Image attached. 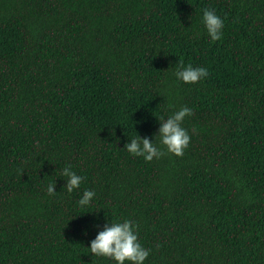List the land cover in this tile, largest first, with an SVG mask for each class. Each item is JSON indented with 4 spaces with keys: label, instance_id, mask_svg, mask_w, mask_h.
Returning <instances> with one entry per match:
<instances>
[{
    "label": "trees",
    "instance_id": "1",
    "mask_svg": "<svg viewBox=\"0 0 264 264\" xmlns=\"http://www.w3.org/2000/svg\"><path fill=\"white\" fill-rule=\"evenodd\" d=\"M185 105L175 155L159 117ZM134 134L159 158L128 153ZM125 218L143 264H264V0H0V264H115L87 247Z\"/></svg>",
    "mask_w": 264,
    "mask_h": 264
},
{
    "label": "clouds",
    "instance_id": "2",
    "mask_svg": "<svg viewBox=\"0 0 264 264\" xmlns=\"http://www.w3.org/2000/svg\"><path fill=\"white\" fill-rule=\"evenodd\" d=\"M201 22L210 37L211 41L220 39L223 35L224 20L215 10L204 8L202 10ZM208 74V69L204 66H193L191 63H178L175 76L185 83H194ZM192 113L188 106H181L179 109L167 115V118L159 117L161 120L159 128V143L166 147V150L175 155H182L187 148L190 135L186 128L182 126V121L186 115ZM195 131V130H193ZM130 142H125L123 148L132 155L142 156L145 160L151 161L154 157L159 158L162 154L149 138L140 135H131ZM61 176L66 177L64 190L71 193L78 188L83 177L77 174L72 166L65 165L61 169ZM55 182L46 185L48 194L55 193ZM95 196L94 189H84L78 200V204L83 207L89 205ZM86 234V230H85ZM91 254L96 256L110 257L115 264H143L148 257L150 249L142 246L138 238L137 224L131 219H114L106 222L103 230L97 232L95 237L89 241L87 247Z\"/></svg>",
    "mask_w": 264,
    "mask_h": 264
}]
</instances>
